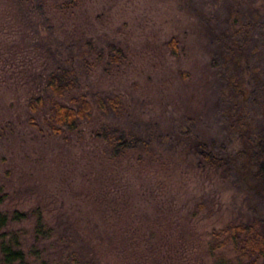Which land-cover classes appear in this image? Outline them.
Returning a JSON list of instances; mask_svg holds the SVG:
<instances>
[{
	"label": "rangeland",
	"instance_id": "1",
	"mask_svg": "<svg viewBox=\"0 0 264 264\" xmlns=\"http://www.w3.org/2000/svg\"><path fill=\"white\" fill-rule=\"evenodd\" d=\"M224 32L230 42L248 34L258 68L226 58ZM58 65L74 69L72 93L95 106L67 136L27 109ZM245 92L243 128L229 107ZM107 95L120 99L119 112L97 107ZM106 123L135 125L152 143L117 154L96 135ZM258 128L264 0H0V210L39 206L54 228L30 264H218L212 230L264 215L237 180ZM202 141L234 159L232 172L202 157ZM33 222L16 224L31 242ZM223 252L236 263L231 243Z\"/></svg>",
	"mask_w": 264,
	"mask_h": 264
},
{
	"label": "trees",
	"instance_id": "2",
	"mask_svg": "<svg viewBox=\"0 0 264 264\" xmlns=\"http://www.w3.org/2000/svg\"><path fill=\"white\" fill-rule=\"evenodd\" d=\"M244 25H248V23L246 22ZM237 31L240 29L237 28ZM244 31H247L246 28ZM224 34L218 40L220 50L229 51V54L226 55L227 59H232L234 63H237L238 59L244 55V64L240 63L245 69L244 72L259 67V64L253 66L249 63V48L252 41L248 38V34L237 37L232 42L227 38L229 34L227 32ZM171 44L176 50V39L172 38ZM112 50L113 57H117L119 49L112 46ZM42 79L38 92L33 93L27 101V109L34 122L37 117L42 118L50 133L67 136L68 132L78 130L84 122L93 118L95 106L87 94L85 92L72 93V89L78 84L72 67L58 65L45 76H42ZM241 81L236 76L234 83L236 86H240L242 85ZM238 89L242 92L246 90L242 87ZM247 97L248 93L246 92L242 97L236 96L229 107L230 115L243 128L247 126L246 120L242 119L243 104ZM97 105L104 112L117 113L122 108L120 99L110 95L99 96ZM36 122L39 124L38 121ZM96 135L110 141L113 144V151L117 154L140 144L148 146L152 143L153 137L151 132L149 134L148 131H139L135 125L127 127L115 126L110 123L103 124L102 127L98 128ZM197 145L198 152L207 161L217 166L226 165L227 169L232 172L234 159L232 161L230 158L211 153L203 141L198 142ZM243 151L246 152L248 161L244 169L237 170V180L249 194L257 198L259 204H262L261 211L264 214V130L262 128H258L257 135L251 139V143ZM27 220H34L32 242L28 240L25 230L16 226V224ZM53 234L54 228L48 224L39 206L27 209L0 210V263L30 264L29 254H38L40 252L39 244L45 243L47 238L52 237ZM230 243L236 253V263H233V260L225 256L223 252V248ZM68 253L74 261L78 260V251L75 248ZM210 253L217 257L218 264H264V215L257 216L252 221H230L221 228L213 229Z\"/></svg>",
	"mask_w": 264,
	"mask_h": 264
}]
</instances>
